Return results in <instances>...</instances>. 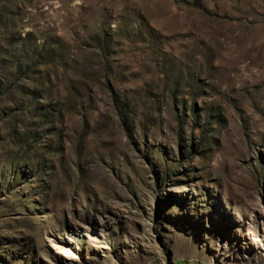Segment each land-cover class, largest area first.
Returning <instances> with one entry per match:
<instances>
[{
    "label": "rangeland",
    "instance_id": "obj_1",
    "mask_svg": "<svg viewBox=\"0 0 264 264\" xmlns=\"http://www.w3.org/2000/svg\"><path fill=\"white\" fill-rule=\"evenodd\" d=\"M0 264H264V0H0Z\"/></svg>",
    "mask_w": 264,
    "mask_h": 264
}]
</instances>
